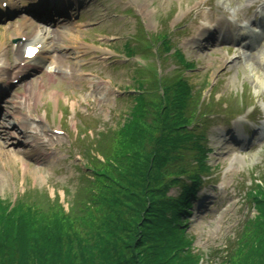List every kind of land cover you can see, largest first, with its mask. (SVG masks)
I'll list each match as a JSON object with an SVG mask.
<instances>
[{
    "label": "rangeland",
    "instance_id": "rangeland-1",
    "mask_svg": "<svg viewBox=\"0 0 264 264\" xmlns=\"http://www.w3.org/2000/svg\"><path fill=\"white\" fill-rule=\"evenodd\" d=\"M7 1L13 4L8 7L10 15L0 23V64L11 70L6 83L12 86L3 88L8 93L0 100V114H4L0 120V203L23 202L42 213L55 204L71 221L75 210L86 213L87 196L91 194L95 201L102 185L86 167L97 165V159L108 160L117 148L116 133L137 104V96L130 98L137 95L132 89H139L136 64L142 70L150 67V73H138L141 81L145 74L150 77L144 82L148 89L153 81L158 86L159 77L165 75L175 82L179 77L174 69L185 70L175 67L173 58L164 59L166 54L149 57L164 47L153 52L146 30L152 39L170 34L172 52L178 49L196 64L195 70L184 71L193 95L190 102L200 107L202 97L204 101L195 127L206 134L212 150L208 154L211 180L203 186L191 224L184 225L193 241L191 251L208 260L211 255H227L229 246L236 248L244 242L251 231L248 223L254 222L259 211L254 191L258 185L264 189V85L257 80L264 78V29L248 51L228 49L218 36L205 37L202 29L218 22L225 28V14L226 20L233 15L236 23L238 17L252 15L260 20L257 15L264 9V0H84L86 5L74 13L78 16L74 23L64 29L52 21L47 27L29 10L38 0ZM141 26L142 38L132 37L141 33ZM39 27L54 33L48 50L52 56L57 46L60 58L51 63L48 57L45 70L16 80L17 55L23 58L24 48L19 50L15 40L21 32L40 34ZM127 39L132 41L123 49ZM134 44L141 48L131 49ZM158 46L154 41L152 48ZM132 54L138 57L127 60L124 56ZM153 91L145 101L152 103L148 109L155 113L161 87ZM36 93H40L37 98ZM215 100L220 101L217 107ZM242 102L251 108L236 117ZM187 113L192 115L189 109ZM15 117L26 123L27 136L18 126H11ZM257 117L262 120L258 127L251 121ZM31 135L39 140L32 142ZM179 194L176 188L168 195ZM22 254L26 253L17 254L18 260Z\"/></svg>",
    "mask_w": 264,
    "mask_h": 264
},
{
    "label": "trees",
    "instance_id": "trees-1",
    "mask_svg": "<svg viewBox=\"0 0 264 264\" xmlns=\"http://www.w3.org/2000/svg\"><path fill=\"white\" fill-rule=\"evenodd\" d=\"M144 95L117 131L112 157L86 167L102 184L95 201L87 196L86 213L75 210L71 221L55 204L42 213L23 202L0 203V264H264L260 185L253 198L258 216L244 242L208 260L187 251L192 242L178 225L193 213L211 148L195 127L199 105H191L187 84L166 88L155 113ZM176 188L180 194L169 196ZM19 252L26 253L20 260Z\"/></svg>",
    "mask_w": 264,
    "mask_h": 264
},
{
    "label": "bare ground",
    "instance_id": "bare-ground-1",
    "mask_svg": "<svg viewBox=\"0 0 264 264\" xmlns=\"http://www.w3.org/2000/svg\"><path fill=\"white\" fill-rule=\"evenodd\" d=\"M57 2H58V1H56V2H55V1L50 2V3H49V8L55 7V5L57 4ZM57 7H58V5H57ZM59 24L62 25V23H59ZM215 33H216L215 30L212 31V29H207V28H205V29L203 30V34H204V36L208 35L209 37H214V36H215ZM254 34H256V33H254ZM243 37L248 38L245 34L243 35ZM249 37H250V39L253 40L252 35H250ZM41 42H43V43H41ZM41 42L39 41L38 44H44V43H46V42H44V41H41ZM44 48H45V47H44ZM55 53H58L57 50H55ZM56 55H57V54H54V55L50 58L51 61H55V59H59V58H60L59 55H58V56H56ZM39 56H40V54H39L35 59L39 58ZM35 59H34V60H35ZM18 60L20 61V66H19L18 68H20L21 70L16 74V77H19L21 74L27 72L26 69L31 68L30 63H26V62L28 61L26 58H24V59L21 60L20 54H19V56H18ZM24 63H26L25 66L22 65V64H24ZM34 68H35V67H34ZM2 71H3V72H6V71H10V70L4 68V69H2ZM257 80H258V82H259L260 84L264 85V78H263V79H262V78H258ZM4 93H6V90L3 89V94H4ZM39 95H40V93H36L35 97L37 98ZM0 117H1V115H0ZM16 119H17V118H16ZM19 120H21V117H19L16 121H14V124H13V125H15V126H13V127L16 129L17 126H18V128L22 130V133H23L24 135L27 136V135H28L27 127L24 126V125H26V123H24L22 120L19 122ZM18 122H19V124H18ZM21 123H22L23 126H21ZM28 138H33V139H32V142H35V143L39 140L38 136H35V135H33V136L31 135V136H29ZM0 139H2V136L0 137ZM18 143H23V144H24V142H18Z\"/></svg>",
    "mask_w": 264,
    "mask_h": 264
},
{
    "label": "snow or ice",
    "instance_id": "snow-or-ice-1",
    "mask_svg": "<svg viewBox=\"0 0 264 264\" xmlns=\"http://www.w3.org/2000/svg\"><path fill=\"white\" fill-rule=\"evenodd\" d=\"M35 54V50H30V52H29V56L31 57V56H33Z\"/></svg>",
    "mask_w": 264,
    "mask_h": 264
}]
</instances>
